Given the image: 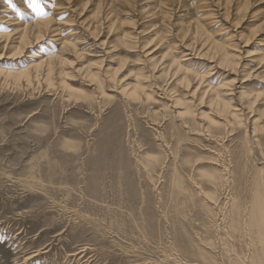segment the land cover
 Wrapping results in <instances>:
<instances>
[{"label": "rangeland", "instance_id": "rangeland-1", "mask_svg": "<svg viewBox=\"0 0 264 264\" xmlns=\"http://www.w3.org/2000/svg\"><path fill=\"white\" fill-rule=\"evenodd\" d=\"M35 2L0 0V264H264V0Z\"/></svg>", "mask_w": 264, "mask_h": 264}, {"label": "bare ground", "instance_id": "bare-ground-1", "mask_svg": "<svg viewBox=\"0 0 264 264\" xmlns=\"http://www.w3.org/2000/svg\"><path fill=\"white\" fill-rule=\"evenodd\" d=\"M159 4H160V3H159ZM160 5H161V4H160ZM243 7H244V6H243ZM243 7H242V8H243ZM238 9H239V8H238ZM165 19H166V18H165ZM40 23H41V22H40ZM199 23H200V22H199ZM42 24H44V23H42ZM42 24H39V23H38L37 25H35V27H39V26L42 25ZM198 28H199V25H198V27H197V30H199ZM38 31H39V30H38ZM179 33H180V32H179ZM186 33H187V32H186ZM196 33H197V32H196ZM201 33H203V32H201ZM193 34H194V33H193ZM197 34H198V33H197ZM205 34H206V33H205ZM156 35H157V34H156ZM184 35H185V34H184ZM188 35H189V34H188ZM188 35H187V36H188ZM194 35H195V34H194ZM199 35H200V34H199ZM206 35H207V34H206ZM203 36H204V35H203ZM160 37H161V36H160ZM160 37H158L157 39L160 40ZM185 37H186V35H185ZM38 38H39V37H38ZM206 38H207V37H206ZM23 39H24V38H22V40H23ZM157 39H156V41H158ZM25 40H26V39H25ZM198 40H199V39H198ZM210 40H211V39H210ZM210 40H209V41H210ZM212 40H214V39H212ZM207 41H208V40H207ZM209 41H208V42H209ZM32 42H33V41H32ZM202 42H204V41H202ZM25 43H26V42H25ZM195 44H196V43H195ZM195 44H194V45H195ZM216 44H217V43H216ZM216 44H213V45H214V48H215V49L220 48V47H218V46H219V45H218L219 43L217 44L218 46H217ZM27 45H28V44H27ZM194 45H193V46H194ZM189 46H190V45H189ZM221 46H222V44H221ZM18 47H19V46H18ZM23 48H24V46H23ZM26 48H27V47H26ZM26 48H25V49H26ZM67 48H68V47H67ZM192 48H193V47H192ZM205 48H206V47H205ZM208 48H209V46H208ZM223 48L225 49L224 46H223ZM65 50H66V49H65ZM68 50H69V49H68ZM229 51H230V50H229ZM153 53H154V52H153ZM198 53H199V52H198ZM218 53H219L218 55L221 54V55H220L221 57L219 58V59L221 60V62H223V64H228V65H229V69H231V68H230V65L233 63V66H234V64H235V63H234V59L237 58V56L234 57L235 54H234V55L231 54L232 56L229 57V54H230V53H225V52H224V53H220V52H218ZM201 54H202V53H201ZM201 54H199V55H201ZM215 54H217V53H215ZM189 55H190V54H189ZM191 55H192V54H191ZM194 55H195V54H194ZM197 55H198V54H197ZM204 55H205V54H204ZM204 55H203V56H204ZM206 55H207V52H206ZM195 56H196V55H195ZM210 56H211V55H210ZM212 56H214V55L212 54ZM149 57H150V56H149ZM199 57H200V56H199ZM201 57H202V55H201ZM207 57H208V56H207ZM216 57H218V56H216ZM233 57H234V59H233ZM192 58H193V57H192ZM212 58H213V57H212ZM53 59H54V58H53ZM163 59H164V58H163ZM197 59H198V58H197ZM203 59H204V58H203ZM206 59H207V58H206ZM232 59H233V61H232ZM199 60H201V59H199ZM210 60H211V59H210ZM220 60H217V61H220ZM235 60H236V59H235ZM66 61H67V60H66ZM152 61H153V60H152ZM152 61H151V62H152ZM176 61H177V63H178V60H176ZM190 61H191V60H190ZM213 61H215V60H213ZM213 61H211V63H213ZM61 62H64V60L61 61ZM61 62H60V63H61ZM209 62H210V61H209ZM177 63H176V64H177ZM179 63H181V62H179ZM179 63L177 64V65H178V68H181L182 65L180 66ZM237 64H238V63H237ZM49 65H50V64H49ZM63 65H64V64H63ZM50 66H51V65H50ZM65 66H66V65H65ZM173 66H174V65H173ZM219 66H220V65H219ZM221 66H222V65H221ZM221 66H220V69H221ZM167 67H168V66H167ZM167 67H165V68H167ZM190 67H191V66H190ZM216 67H217V66H216ZM223 67H224V66H222V68H223ZM226 67H227V66H226ZM231 67H232V66H231ZM52 68H53V67H52ZM87 68H88V67H87ZM54 69H55V68H54ZM82 69H84V71H85V68H82ZM169 69H170V68H169ZM172 69L174 70V67H173ZM236 69H237V68L235 67V70H236ZM226 70H227V68H226ZM40 71H41V70H40ZM40 71H39V72H40ZM170 71H171V70H170ZM179 71H180V70H179ZM179 71H177V72H179ZM22 72H23V71H22ZM85 72H86V71H85ZM177 72H176V73H177ZM183 72H184V71H183ZM26 73H27V72H26ZM86 73H87V72H86ZM88 73H89V72H88ZM88 73H87V75H88ZM90 73H91V72H90ZM90 73H89V75H90ZM167 73H168V72H167ZM180 73H181V72H180ZM1 74H2V73H1ZM6 74H7V72H6ZM35 74H36V73H35ZM168 74H169V73H168ZM171 74H172V73H171ZM247 74H248V73H247ZM20 75H21V74H20ZM20 75L17 76V74L14 75V73H9V74H7V76H15V77H20ZM96 75H97V74H96ZM98 75H99V74H98ZM179 75H181V74H179ZM250 75H251V74H250ZM3 76H5V75L3 74ZM35 76L37 77L38 75H35ZM46 76H47V75H46ZM51 76H52V75H51ZM167 76H168V75H167ZM176 76H178V75H176ZM183 76H184V78L181 79L182 83H184V84H186V85L188 84V86H190L192 82H191L190 78L188 77V75L186 76V74L184 73ZM5 77H6V76H5ZM21 77H23V74H22ZM30 77H31V76H30ZM30 77H29L28 74H24L23 79L25 78L26 81H30ZM33 77H34V76H33ZM85 77H86V75H85ZM88 77H89V76H88ZM174 77H175V76H174ZM181 77H182V76H181ZM48 78H50V77H48ZM176 78H177V77H176ZM176 78H175V79H176ZM5 79H6V78H5ZM8 79H9V78H8ZM13 79H14V78H12L11 80H13ZM36 79H37V78H36ZM38 79H40V78L38 77ZM46 79H47V78H46ZM93 79H94V78H93ZM179 79H180V78H179ZM192 79H194V77H193ZM201 79H202V78H201ZM201 79H199V80H201ZM20 80H21V79H20ZM167 80H168V79H167ZM170 80H171V79H170ZM173 80H174V78H173ZM176 80H177V79H176ZM194 80H195V79H194ZM196 80H197V79H196ZM14 81H15V80H14ZM21 81H23V80H21ZM32 81H33V80H32ZM32 81H31V82H32ZM36 81H37V80H36ZM40 81H41V80H40ZM40 81H39V82H40ZM49 81L51 82V80H49ZM62 81H63V80H62ZM109 81H110V80H109ZM34 82H35V81H34ZM171 82H172V80H171ZM171 82H170V83H171ZM177 82H178V81H177ZM17 83H18V81H17ZM23 83H24V81H23ZM25 83H26V82H25ZM29 83H30V82H29ZM62 83H63V82H62ZM180 83H181V82H180ZM182 83H181V84H182ZM22 85H24V84H22ZM31 85H34V84H31ZM194 85H195V84H194ZM141 86H142V85H141ZM184 86H185V85H184ZM64 87H65V86H64ZM180 87H181V86H180ZM180 87H178V88H180ZM204 87H205V86H204ZM224 87H226V85L223 86V88H221V89H224ZM61 88H62V87H61ZM139 88H140V87H139ZM199 88H200V86L197 88V90H198ZM201 88L204 89L203 87H201ZM65 89H66V88H65ZM65 89H64V90H65ZM141 89H142V87H141ZM209 89H210V88H209ZM209 89H208V90H209ZM215 89H216V88H215ZM179 90H180V89H179ZM190 90H191V89H190ZM197 90H196L195 92H193V93H196V92L199 91V90H198V91H197ZM191 91H192V90H191ZM210 91H212V90H210ZM219 91H220V90H219ZM221 91H222V90H221ZM139 92H140V90L137 92V94H138ZM200 92H201V90H200ZM213 92H215V91H213ZM140 93H142V91H141ZM144 93H145V92H144ZM202 93H203V92H202ZM205 93H206V92H205ZM205 93H204V94H205ZM215 93H216V92H215ZM230 93H231V92H230ZM190 94H191V93H190ZM211 94H212V93H211ZM221 94H222V92H218V93L214 94V95H216V99H215V100H213L214 98L211 99L212 97H211L210 99H211L212 101L215 102V106H216L218 109H221V110H222V113H224V112L226 113L228 109H231V110H232L233 108H228L229 104L226 103V100H227V99L225 100L224 98H222V95H221ZM244 94H245V93H244ZM244 94H243V95H244ZM200 95H201V94H200ZM207 95H208V94H207ZM212 95H213V94H212ZM214 95H213V97H214ZM245 95H247V94H245ZM140 96H141V95H140ZM140 96H139V97H140ZM147 96H148V95H147ZM149 96H150V95H149ZM149 96H148V97H149ZM205 96H206V95H205ZM208 97H209V95H208ZM248 97H249V96H248ZM248 97H247V98H248ZM245 98H246V97H245ZM150 99H151V98H150ZM202 99H203V97H202ZM243 99H244V97H243ZM132 100H133V99H132ZM203 100H204V99H203ZM241 100H242V99H241ZM249 100H251V99H249ZM254 100H255V99H254ZM254 100H253V101H254ZM212 101H211V103H212ZM228 101H230V100H228ZM238 101H240V100H238ZM174 102H175V101H174ZM178 102H179V101H178ZM209 102H210V101H209ZM240 102H241V101H240ZM246 102H247V101H246ZM232 103H233V102H232ZM256 103H257V102H256ZM174 104H175V103H174ZM207 104H208V103H207ZM213 104H214V103H212V106H213ZM208 105H209V107H210V104H208ZM257 105H258V104H257ZM180 106H182V105H180ZM173 107H174V106H173ZM185 107H187V106H185ZM229 107H230V106H229ZM210 108H211V107H210ZM185 109H187V108H185ZM259 109H260V108H259ZM235 110H236V109H235ZM188 111H189V110H188ZM210 111H211V110H210ZM212 112H214V110H213ZM212 112H211V113H212ZM236 113H237V112H236ZM187 114H188V113H187ZM212 114H213V113H212ZM212 114H211V115H212ZM228 114H229V112H228ZM228 114H227V115H228ZM188 115H189V114H188ZM188 115H187V116H188ZM238 115H239V114H238ZM259 115H260V114H259ZM189 116H191V115H189ZM214 116H215V115H214ZM214 116H213V117H214ZM231 116H232V115H231ZM236 116H237V115H236ZM222 117H223V116H222ZM237 117H238V116H237ZM262 117H264V115H263ZM184 118H185V117H184ZM215 118H216V116H215ZM223 119H224V118H223ZM237 119H238V118H237ZM228 120H229V118H228ZM209 121H210V120H209ZM239 121H240V120H239ZM222 122H223V121H222ZM255 122H256V121H255ZM224 123H225V121H224ZM239 123H240V122H239ZM226 124H227V123H226ZM233 124H234V123H233ZM218 126H219V124H218ZM227 126H228V125H227ZM234 127H235V126H234ZM254 127H255V126H254ZM225 128H226V127H225ZM220 129H221V128H220ZM220 129H219V130H220ZM227 129H228V127H227ZM227 129H226V131H227ZM228 131H229V130H228ZM253 131H254V130H253ZM236 132H237V131H236ZM232 133H233V131H232ZM232 133H231V134H232ZM229 134H230V133H229ZM212 135H213V134H212ZM211 137H212V136H211ZM216 139H217V138H216ZM218 139H219V138H218ZM262 212H263V211H262ZM260 213H261V212H260ZM255 220H256V218H255ZM255 226L259 229L260 234L262 235L261 240H262L263 243H264V214H263V213L260 214V216H259V218H258V221L256 220V224H255ZM259 248H260V247H259Z\"/></svg>", "mask_w": 264, "mask_h": 264}, {"label": "snow or ice", "instance_id": "snow-or-ice-1", "mask_svg": "<svg viewBox=\"0 0 264 264\" xmlns=\"http://www.w3.org/2000/svg\"><path fill=\"white\" fill-rule=\"evenodd\" d=\"M28 2L35 8L39 9L40 5L35 2V0H28ZM9 3L11 4V0H9ZM12 7H16L15 4H11Z\"/></svg>", "mask_w": 264, "mask_h": 264}]
</instances>
